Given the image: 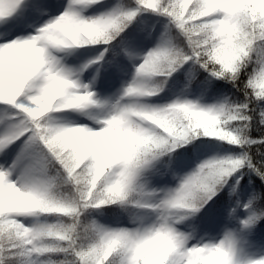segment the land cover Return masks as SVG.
<instances>
[{"label":"snow or ice","instance_id":"obj_1","mask_svg":"<svg viewBox=\"0 0 264 264\" xmlns=\"http://www.w3.org/2000/svg\"><path fill=\"white\" fill-rule=\"evenodd\" d=\"M0 264H264V0H0Z\"/></svg>","mask_w":264,"mask_h":264}]
</instances>
